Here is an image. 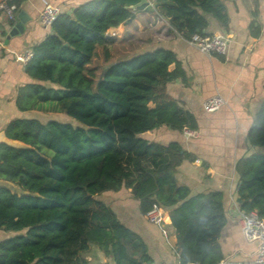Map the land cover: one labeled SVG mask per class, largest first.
I'll list each match as a JSON object with an SVG mask.
<instances>
[{"label":"trees","instance_id":"16d2710c","mask_svg":"<svg viewBox=\"0 0 264 264\" xmlns=\"http://www.w3.org/2000/svg\"><path fill=\"white\" fill-rule=\"evenodd\" d=\"M22 1L8 3L16 11ZM150 10L186 39L204 33L209 16L227 22L221 0H154ZM133 18L131 8L114 0H88L61 12L31 47L23 65L29 80L16 89V108L74 122L26 116L4 126L0 230L13 234L0 240V264H87L83 253L91 246L114 264H156L141 236L99 198L121 188H130L141 214L153 205L168 211L179 264L223 259L222 191L191 195L175 172L193 157L176 141L159 144L140 136L161 125L196 128L194 115L166 90L184 78L174 52L157 47L134 53L109 63L96 80L87 67L98 47L108 57L107 30ZM246 140L263 152L235 162L238 208L264 219V100Z\"/></svg>","mask_w":264,"mask_h":264},{"label":"crops","instance_id":"0c3cea01","mask_svg":"<svg viewBox=\"0 0 264 264\" xmlns=\"http://www.w3.org/2000/svg\"><path fill=\"white\" fill-rule=\"evenodd\" d=\"M86 1L23 0L15 11V18L22 9L30 19L25 23V30L13 36H9V31L15 19L10 23L5 12H0V141L5 140L3 128L9 120L39 113L20 112L14 104V96L17 87L29 80L17 56L50 32L49 27H43L38 20L40 9L50 3L57 5L61 12L70 13ZM221 1L227 15L226 25L209 16L204 33L228 37L229 48L225 56L199 52L153 11L131 8L134 12L132 20L111 27L105 33V38L110 41L108 57L98 60L103 70L109 63L143 50L162 47L174 52L184 78L167 83L166 90L180 107L194 115L196 128L192 130L195 134L186 137L184 128L176 130L161 125L140 136L159 144L176 141L193 157L192 161L184 160L175 172L177 182L188 187L191 195L222 191L226 222L218 239L223 253L218 264H253L256 243L244 239L236 214L239 209L236 201L238 176L234 165L239 157L263 152V149L248 145L246 134L264 100V0ZM153 18L157 19L156 23ZM146 33L147 38L140 40V35ZM116 46L120 47L119 55L114 53ZM99 50L101 48H96L91 62L96 60ZM90 63L87 67L94 70L95 64ZM173 68L174 64L168 66L169 70ZM211 95H220L225 104L215 112L207 113L202 109V103ZM99 198L122 223L141 236L156 264H179L168 211L159 208L162 221L159 224L149 222L146 215L140 213L139 202L133 198L130 188L104 191ZM11 234L0 230V240ZM83 257L87 264H114L95 246L83 253Z\"/></svg>","mask_w":264,"mask_h":264},{"label":"built area","instance_id":"2783aa9c","mask_svg":"<svg viewBox=\"0 0 264 264\" xmlns=\"http://www.w3.org/2000/svg\"><path fill=\"white\" fill-rule=\"evenodd\" d=\"M9 1L11 0H0V10L5 12L9 20L13 21L15 6L9 4ZM60 13L61 9L57 5L47 3L40 9L38 20L43 27H50ZM188 42L204 54L225 56L229 48V39L223 34L194 33L189 37ZM31 55V50L25 49L17 56V60L24 65ZM224 104L225 100L220 95H211L203 101L202 109L207 113H212ZM183 134L190 137L195 132L192 129L184 128ZM159 208L153 205L152 209L147 212L146 218L149 222L159 224L162 221ZM236 214L244 239L256 243L253 264H264V219L258 217L254 211L244 212L237 209Z\"/></svg>","mask_w":264,"mask_h":264},{"label":"water","instance_id":"95a60500","mask_svg":"<svg viewBox=\"0 0 264 264\" xmlns=\"http://www.w3.org/2000/svg\"><path fill=\"white\" fill-rule=\"evenodd\" d=\"M116 3L122 4L125 7H129L135 10H150L153 6L154 0H114ZM30 19V17L25 13L24 10H18L16 18L14 20L13 26L9 31V36L18 35L25 30V23ZM237 202L240 199L237 197Z\"/></svg>","mask_w":264,"mask_h":264},{"label":"rangeland","instance_id":"374dc122","mask_svg":"<svg viewBox=\"0 0 264 264\" xmlns=\"http://www.w3.org/2000/svg\"><path fill=\"white\" fill-rule=\"evenodd\" d=\"M156 18H153V21L156 23ZM154 27V26H153ZM156 29V28H155ZM154 30V29H153ZM150 34H154V33H152V30L150 31ZM147 33L146 34H141L140 35V40H142L143 38H147ZM120 47L119 46H116V48L114 49V53H116L117 55H119V53H120ZM116 56V55H115ZM99 57L101 58V57H103L104 58V56L102 55V51L101 50H99V52L97 53V56H96V60H94L93 62H91L90 63V65H93V64H95V69L94 70H92V71H95V73H94V80H96L98 77H99V74H97V71L98 72H102L103 70H102V67L100 66V64H99ZM105 59V58H104ZM100 72V73H101ZM31 114H28V116H30ZM33 116H36V117H38L39 119H41V120H46V119H48V118H54V119H58V120H62V121H65V120H67V119H69L67 116H65V115H63V114H42V113H34V114H32ZM31 115V116H32ZM69 120H71V119H69ZM72 122H74L73 120H71Z\"/></svg>","mask_w":264,"mask_h":264}]
</instances>
